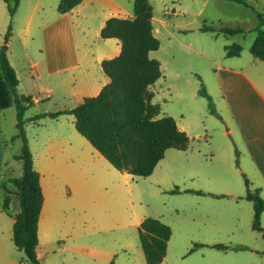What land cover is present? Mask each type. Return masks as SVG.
<instances>
[{
    "label": "rangeland",
    "instance_id": "obj_1",
    "mask_svg": "<svg viewBox=\"0 0 264 264\" xmlns=\"http://www.w3.org/2000/svg\"><path fill=\"white\" fill-rule=\"evenodd\" d=\"M113 1L116 4L83 0L75 10L60 14V0H21L12 19L4 2L0 7L1 45L12 26L8 59L19 79L17 92L39 101L25 113L33 162L41 170L51 163L60 167L58 190L55 198L48 197L45 208L40 264H87L88 249L94 250L95 264H146L138 226L148 217L172 230L163 264H264V236L252 229L253 204L229 196L245 192L243 176L253 188L264 180L243 142L238 148L223 135L228 128L222 122V99L216 88L222 66L251 69L250 48L259 30L257 15H264V0H246L249 7L230 0H150L154 33L160 41L150 57L160 62L162 71L150 88L152 103L160 107L159 118L172 117L185 130L190 144L187 151L167 150L149 177L113 168L76 131L71 115L30 121L73 109L95 96V86L106 84L101 62L112 58L118 40L102 39V24L112 17L134 15V0ZM203 26L215 31L203 32ZM222 28L243 32L226 35ZM233 45L242 47L239 58L226 57V48ZM201 84L216 115L198 94ZM13 105L2 112L6 149L0 183L22 175V164L15 158L22 141L14 138ZM195 134L200 137L192 138ZM175 189L180 192L173 194ZM194 191L226 197H198ZM4 198L0 186V221L12 227L13 220L1 210ZM10 210H18L15 196ZM261 223L264 228V220ZM196 243L245 249L223 252L200 247L190 253ZM0 257L4 260L0 264H27L13 242ZM12 259L15 263H9Z\"/></svg>",
    "mask_w": 264,
    "mask_h": 264
},
{
    "label": "trees",
    "instance_id": "obj_2",
    "mask_svg": "<svg viewBox=\"0 0 264 264\" xmlns=\"http://www.w3.org/2000/svg\"><path fill=\"white\" fill-rule=\"evenodd\" d=\"M6 3L12 19L20 6L21 0H2ZM249 7L246 0H230ZM83 0H60L58 12L66 14L79 6ZM132 18H109L101 30V38L117 39L121 43L118 56L101 63L109 82L94 97H86L73 109H64L56 113L43 114L31 119L35 121L44 117L58 118L62 115L74 117L76 131L108 163L122 173L146 178L152 175L158 163L164 158L167 150L186 151L190 137L181 131L172 117H160V107L152 103L153 93L150 91L162 76L160 62L150 57L152 51L160 47L155 36L153 8L150 0H134ZM259 30L250 53L254 59L264 63V15H257ZM203 32H214L211 26H203ZM223 34L242 33L241 29L222 28ZM12 34V26L4 36V44L0 49V77L9 88L16 108V129L14 138L22 141L20 154L15 158L22 164V175L0 183L5 191L1 210L13 218L12 242L15 248L25 255L27 264H40L37 248L39 245L38 226L44 204V195L40 184V174L34 169L33 155L26 137L25 113L34 105L32 97L20 96L17 92L19 79L8 59V43ZM240 45L226 48V57H239ZM199 96L209 103V111L217 114L211 96L204 86L198 91ZM29 121V120H28ZM246 194L243 197L253 204L252 229L264 236L261 216L264 212V199L259 189H251L250 181L245 177ZM173 194L180 190L171 191ZM190 192V191H189ZM197 195H210L224 198L203 191H194ZM12 196L18 200V210L11 213ZM139 241L146 264H161L172 236L169 226L152 217L144 219L138 226ZM210 247L223 252L241 251L242 246L224 244L207 245L196 243L195 249ZM111 264H113L111 262Z\"/></svg>",
    "mask_w": 264,
    "mask_h": 264
},
{
    "label": "crops",
    "instance_id": "obj_3",
    "mask_svg": "<svg viewBox=\"0 0 264 264\" xmlns=\"http://www.w3.org/2000/svg\"><path fill=\"white\" fill-rule=\"evenodd\" d=\"M2 2L4 1L0 0V7L3 4ZM111 2H113V4H116L114 3L113 0H111ZM75 8L73 10H75ZM132 17L133 16L128 18H132ZM30 21L31 19L29 20L28 25ZM105 23L106 21L103 22L102 27L105 26ZM1 46L2 45L0 44V49ZM120 52H121V43L118 40L112 58L118 56ZM232 58H239V57H232ZM35 64H37V62H35ZM262 64L264 63L253 58V61L250 62V67H251L250 70H248V66L247 67H243L241 65L234 67L222 66V68L220 69L221 74L219 76L220 83L219 85H217L216 88L218 95L222 99V122L228 128L227 131L223 132V135L227 138L230 137L232 142L238 148H239V144L243 142L245 150L247 151L251 159L250 161L252 163V166L256 171L260 173V175L264 180V67ZM108 82L109 79L106 82V84ZM106 84L101 86L100 85L95 86L94 95L97 96L100 93L103 86H105ZM33 101L34 103L39 102L38 99L35 98H33ZM82 102L83 101H81L80 104ZM13 104L14 103H13L12 94L9 88L7 87L6 83L4 82V80L0 77V175L2 168L5 164L4 153L6 149V142H5L6 137L3 130L2 112H4L8 108L9 109L12 108L14 106ZM199 137L200 134H195L194 137L192 138L198 139ZM34 169L38 171L40 174V184L44 195V204L41 211L39 226H38V238H39L38 248H39L42 242V228H43V223L45 222L44 221L45 208L48 203V197L55 198V194L58 190V185L60 182V167L55 163H51L48 165V168L46 170L45 169L41 170L35 166V162H34ZM250 184H251V188H253L251 182ZM253 189H259L260 195L264 198L263 196L264 182L259 186H254ZM245 194H246V189L243 194H241V192H236V194L229 193V196L232 197L234 200L247 201L246 199L243 198ZM196 196L199 197L201 195H196ZM8 216L13 220V218L10 215ZM236 217H240V215ZM263 220H264V212L262 213L261 216V221ZM12 236H13V226L11 227L10 225L9 227L8 222L0 221V251L5 252L6 250L9 249V243L12 242ZM38 248H37V255L39 256ZM86 252L88 256L87 264H95L94 259H92L95 255L94 250L88 249ZM5 257L8 258L7 252ZM2 261L4 262L3 257H0V263ZM10 262L15 263V260L14 259L9 260V263ZM163 262L161 264H163Z\"/></svg>",
    "mask_w": 264,
    "mask_h": 264
}]
</instances>
